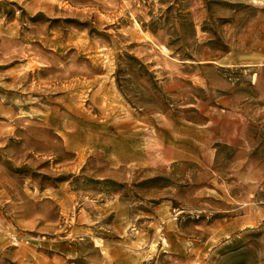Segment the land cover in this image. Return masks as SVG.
<instances>
[{
  "label": "rangeland",
  "instance_id": "1",
  "mask_svg": "<svg viewBox=\"0 0 264 264\" xmlns=\"http://www.w3.org/2000/svg\"><path fill=\"white\" fill-rule=\"evenodd\" d=\"M0 264H264V0H0Z\"/></svg>",
  "mask_w": 264,
  "mask_h": 264
}]
</instances>
